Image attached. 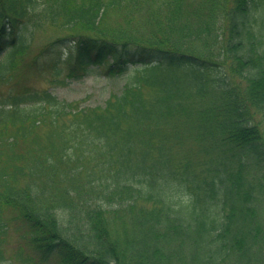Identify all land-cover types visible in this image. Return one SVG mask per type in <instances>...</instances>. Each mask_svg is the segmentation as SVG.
<instances>
[{
    "label": "trees",
    "instance_id": "16d2710c",
    "mask_svg": "<svg viewBox=\"0 0 264 264\" xmlns=\"http://www.w3.org/2000/svg\"><path fill=\"white\" fill-rule=\"evenodd\" d=\"M132 67L94 107L34 85ZM12 231L22 264H264V0H0V264Z\"/></svg>",
    "mask_w": 264,
    "mask_h": 264
},
{
    "label": "rangeland",
    "instance_id": "374dc122",
    "mask_svg": "<svg viewBox=\"0 0 264 264\" xmlns=\"http://www.w3.org/2000/svg\"><path fill=\"white\" fill-rule=\"evenodd\" d=\"M52 29L42 31L39 37V41L43 42L47 38L52 37L54 34ZM133 67L121 76L109 77L102 72L98 73V68L91 70L81 80H73L67 85H60L57 83H50V79H37L34 82L35 86L47 87L53 90L62 98L71 100L79 106L94 107L97 105H103L112 93L120 92L128 81L129 77L133 74ZM130 75V76H129ZM20 247H24L25 254H29L31 246L22 241L13 231L10 234L9 240L5 246L6 255L9 260L14 264H22L18 260L17 252ZM49 264H57L56 259L50 260Z\"/></svg>",
    "mask_w": 264,
    "mask_h": 264
}]
</instances>
